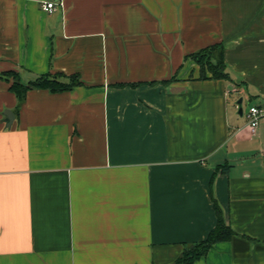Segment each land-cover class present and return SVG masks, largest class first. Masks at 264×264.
<instances>
[{
  "label": "crops",
  "instance_id": "1",
  "mask_svg": "<svg viewBox=\"0 0 264 264\" xmlns=\"http://www.w3.org/2000/svg\"><path fill=\"white\" fill-rule=\"evenodd\" d=\"M51 1L0 0V75L81 81L0 80V264H176L214 200L234 237L195 264H264V118L237 102L264 110V0ZM217 44L231 80H200Z\"/></svg>",
  "mask_w": 264,
  "mask_h": 264
},
{
  "label": "trees",
  "instance_id": "2",
  "mask_svg": "<svg viewBox=\"0 0 264 264\" xmlns=\"http://www.w3.org/2000/svg\"><path fill=\"white\" fill-rule=\"evenodd\" d=\"M225 48L222 44L203 49V51L189 56L199 67L200 80H231L225 63ZM0 80L11 82L10 91L16 94L19 101H23L30 90H46L50 93L70 92V90L81 85L80 78L70 76L66 78L62 74L41 75L33 81L26 82L21 76L13 71L0 75ZM167 83V82H165ZM168 84V83H167ZM228 165L219 169L218 172H227ZM214 209L217 217V226L203 242L194 243L185 247L182 256L176 264H195L196 261L205 258L213 246L228 242L234 237L231 226L225 221L224 212L214 200Z\"/></svg>",
  "mask_w": 264,
  "mask_h": 264
},
{
  "label": "built area",
  "instance_id": "3",
  "mask_svg": "<svg viewBox=\"0 0 264 264\" xmlns=\"http://www.w3.org/2000/svg\"><path fill=\"white\" fill-rule=\"evenodd\" d=\"M64 3L61 0H52L51 2H41V9L44 13L52 14L56 12L59 8H63ZM249 128L255 132L257 127L259 126L261 120L264 118V110L253 106L249 108L247 114Z\"/></svg>",
  "mask_w": 264,
  "mask_h": 264
},
{
  "label": "water",
  "instance_id": "4",
  "mask_svg": "<svg viewBox=\"0 0 264 264\" xmlns=\"http://www.w3.org/2000/svg\"><path fill=\"white\" fill-rule=\"evenodd\" d=\"M237 102H238V114L240 116H243V102H242V99L238 100ZM5 115L7 117V123L9 124V127H11V125H12L11 123L13 122V120L15 118L14 114H13L12 111H10V112H6Z\"/></svg>",
  "mask_w": 264,
  "mask_h": 264
},
{
  "label": "rangeland",
  "instance_id": "5",
  "mask_svg": "<svg viewBox=\"0 0 264 264\" xmlns=\"http://www.w3.org/2000/svg\"><path fill=\"white\" fill-rule=\"evenodd\" d=\"M239 98L237 97V95L236 94H234L233 95V97H232V99H231V102L233 103V105L236 103V101L238 100ZM245 103H244V110H245V112L246 111H248L249 110V104H250V102H248V101H244Z\"/></svg>",
  "mask_w": 264,
  "mask_h": 264
}]
</instances>
